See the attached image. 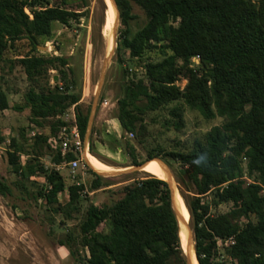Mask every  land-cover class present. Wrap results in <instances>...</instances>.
Here are the masks:
<instances>
[{
    "label": "trees",
    "instance_id": "1",
    "mask_svg": "<svg viewBox=\"0 0 264 264\" xmlns=\"http://www.w3.org/2000/svg\"><path fill=\"white\" fill-rule=\"evenodd\" d=\"M51 1L59 5H51ZM72 1L80 7L87 4V0H0V61L6 60L4 53L16 41L27 38L36 50L40 38H52L55 24L70 25L81 14L71 8ZM133 2L144 10L143 21L134 12ZM116 3L121 21L116 55L123 70L116 100L122 129L136 132L143 143L147 131L144 114L180 101L206 119L224 117L221 125L196 139L190 150L166 155L184 165L181 180L188 193L182 196L190 212L199 264H264V0ZM196 56L200 62L193 67ZM17 61L30 80L46 79L25 94L31 123L44 127L50 117L75 105L85 140L90 109L85 112L80 94L71 93L77 80L68 58L26 55ZM50 69L59 71L63 87L50 84ZM139 70L147 82L137 79ZM180 75L188 80L184 89L176 84ZM9 108L7 95L0 88V110ZM171 114L177 118L174 126L182 128V105L173 106ZM51 125L48 134L36 133L31 143L25 130L23 143L12 138L8 160L20 181L19 189L36 193L54 212L64 210L70 215L80 209L83 184L71 185L67 202L55 206L59 194L66 191L65 180L60 171L46 167L42 158L49 154L51 162L61 163L78 154L69 151L62 157L59 143L53 145L52 139L65 122L52 120ZM129 147L133 165H140L134 146ZM155 157L150 152L148 160ZM94 174L92 190L113 184ZM30 184L38 189H31ZM0 194H12L2 176ZM208 194L210 201L204 200ZM211 201L232 206L213 215ZM102 225L107 229L100 230ZM79 235L89 255H78L77 264H188L169 183L155 176L123 186V196L116 201L89 204L79 223ZM230 238L233 243L223 246L224 257L231 261L227 262L219 259L218 241ZM75 241L70 232L60 244L74 256Z\"/></svg>",
    "mask_w": 264,
    "mask_h": 264
},
{
    "label": "rangeland",
    "instance_id": "2",
    "mask_svg": "<svg viewBox=\"0 0 264 264\" xmlns=\"http://www.w3.org/2000/svg\"><path fill=\"white\" fill-rule=\"evenodd\" d=\"M104 2L106 9L102 0H87L84 7L77 6L79 2L72 1L71 8L77 9L81 14L72 20L70 25L55 24L52 38L50 40L40 38L36 50L32 48V44L27 38L16 41L14 47L8 48L4 53L6 60L0 61V88L6 93L10 104L9 109L0 110V176L12 189V194L7 196L0 194V264H77L78 255L88 256V250L80 244L79 223L89 204L93 202L102 206L120 199L123 196V186L136 180L151 176L166 179L160 174V176L155 175L158 174L156 170H133L132 168L137 165H133L129 145L134 146L136 157L141 164L148 160L150 152L156 154L155 159L166 163L174 184L176 205L182 202L184 205L182 206L188 211L186 227L187 224L192 227L190 212L182 196L184 192L188 193L181 180V170L184 165L180 159H173L166 153L190 150L196 139H203L208 131L216 125H221L225 118L217 116L213 119H206L197 110L191 109L180 101L172 102L165 107L144 114L147 131L142 136L143 143L139 142L140 139L136 132L122 129L117 119L119 107L116 100L120 92L123 74L116 55L121 21L119 18L115 34L113 32L115 21L111 22L108 15L109 3L107 0ZM132 4L134 12L140 16V21H143L146 18L144 10L134 2ZM51 5H59V3L51 1ZM26 13H30L27 8ZM30 18H32L31 13ZM26 55L46 57L58 55L68 58L70 66L74 69L73 76L77 80V86L71 93L80 94V105L85 112L88 108L90 109L91 126L79 153L85 167L80 165L73 170L66 166L59 170L63 174L67 191L71 185L76 183L83 184L84 187L81 192L80 209L71 212L70 215L64 210L54 212L52 206L47 205L45 200L36 193L29 194L19 189L20 181L8 160V150H11L12 138H16L21 143L25 141L22 136L23 130L31 143L36 133L48 134L50 132L52 120L61 119L65 125L59 128L56 139H52V144L58 145L64 128L71 132L75 126V120H77L76 106L71 105L61 114L50 117L44 127L31 123L30 110L26 108L25 94L32 87L39 88V84L45 83L46 79L42 77L38 81H34L27 77L23 67L17 61ZM109 55L111 56L106 67L101 92L96 106L93 107L97 90L102 81L105 60ZM199 62L200 60H195L193 67H197ZM48 77L52 86L58 83L63 87L59 71L50 69ZM137 79L147 82L142 70L138 71ZM187 83L188 80L184 76L177 77L176 84L181 89H184ZM60 90L62 91V88ZM176 104L183 107L184 125L180 129L174 126L173 122L177 118L171 114V109ZM46 152L52 151L46 150ZM87 155L102 160L109 165V169L115 168L113 171H120V174L104 176L108 182L119 184L118 187L95 193L93 196L89 195L92 190V182L96 178L94 174L96 172L90 166ZM26 157L25 154L22 156L23 162ZM50 159L51 156L48 154L42 158V161L46 167L54 169L50 167ZM150 161L146 164L151 165ZM243 167L244 169L246 167L245 161ZM160 168L169 173L163 164ZM38 178L39 182L43 181L42 178ZM245 178L249 182L252 181L247 176ZM30 188H37V185L30 184ZM191 188L192 191H195L193 186ZM67 199L68 195L65 192L60 193L59 203L55 206L62 207ZM211 199L210 194L204 197V200L210 201ZM231 206L230 203L216 204L212 202L211 213L215 215L226 212ZM106 229L104 225L100 227V230ZM70 232L74 233L76 237V241L73 243L74 256L70 254L67 247L60 244L61 240L67 239ZM184 236L185 233L182 229L183 249H185L183 239H186ZM225 245V242L218 245V252L221 254L219 259L221 260L226 259L223 255V246ZM191 246L195 250L194 240ZM226 261L231 262L228 258Z\"/></svg>",
    "mask_w": 264,
    "mask_h": 264
},
{
    "label": "bare ground",
    "instance_id": "3",
    "mask_svg": "<svg viewBox=\"0 0 264 264\" xmlns=\"http://www.w3.org/2000/svg\"><path fill=\"white\" fill-rule=\"evenodd\" d=\"M108 3H109V18H110V21L111 22H114L115 19H116V12H115V9L113 8L112 4H111V0H107ZM86 153V152H85ZM87 160L90 164L91 167H93L94 169H96L97 171L101 172V173H112V172H116V171H113L114 169H109V165H107L106 163H104L102 160L96 158L95 156H91V155H87ZM150 164H145V166L142 168V169H150V170H156V172L158 174H155V175H162L164 176V178H168L169 177V174L161 167V162L158 160V159H152L150 161ZM159 175V176H160ZM172 179V178H171ZM173 181V180H172ZM176 188V187H175ZM182 200V199H181ZM184 201V200H183ZM176 202H177V199H176ZM182 202H180L179 204H177V207L178 209L180 210L181 214L183 215V218H184V222L181 223V226H180V236H181V230L183 229L184 230V233H185V236H186V239L182 238L183 241H184V250L185 251H188V253L190 254L191 256V260L193 262V264H199L198 259H197V256H196V252L195 250L193 249V247L190 245L188 246V231H187V227H186V219H187V216H188V211L186 208H184L182 206ZM183 236V235H182ZM184 236V237H185Z\"/></svg>",
    "mask_w": 264,
    "mask_h": 264
},
{
    "label": "built area",
    "instance_id": "4",
    "mask_svg": "<svg viewBox=\"0 0 264 264\" xmlns=\"http://www.w3.org/2000/svg\"><path fill=\"white\" fill-rule=\"evenodd\" d=\"M194 60H200V57L196 56ZM59 146L62 157H65V155L69 151L77 153L78 157L70 161L65 160L61 163H54L49 160L50 167L58 171L66 166H69L73 170H75L80 165L85 167L82 158L79 157V153L82 150V146H84V140L78 127L77 120H75V126L72 128L71 132H68V130L64 128L62 136H60ZM223 242H225L226 245L229 243H233V238H230L226 241L219 239L218 241L219 244H222Z\"/></svg>",
    "mask_w": 264,
    "mask_h": 264
},
{
    "label": "water",
    "instance_id": "5",
    "mask_svg": "<svg viewBox=\"0 0 264 264\" xmlns=\"http://www.w3.org/2000/svg\"><path fill=\"white\" fill-rule=\"evenodd\" d=\"M111 2H112V5H113V7L115 8V11H116V19H115V23L113 24V32L116 34L117 24H118V20H119V18H120V12H119V9H118V6H117V3H116V0H111ZM110 56H111V55H109V56L106 58V60H105L104 69H103V73H102V81H101V83H100V85H99V88H98V90H97V94H96V98H95V102H94L93 107H95L96 104H97V100H98L99 95H100V92H101L102 84H103V81H104V78H105L106 67H107L108 62H109V60H110ZM56 79H57V76H56ZM90 126H91V119H89L88 130H89ZM150 160H152V159H149L148 161H146V162L143 163V164H140V165L134 166V168H132V169H133V170H135V169H142V168L145 166V164H146L147 162H149ZM159 161L161 162V164H163V166H165V168H166L167 171L169 172L166 163L163 162L162 160H159ZM92 169H93L94 172H96L97 174H99V175H103V176H109V175L120 174V171H116V172H112V173H101V172L97 171L96 169H94L93 167H92ZM168 174H169V177L167 178V180H166V179H164V180H166V181L169 183V186H170V189H171V193H172V204H173V207H174V209H175V212H176L177 218H178L179 223H180V226H181V223L184 222V218H183V215L181 214L180 210L178 209V207H177V205H176L175 189H174L173 181H172V179H171V173L169 172ZM187 231H188V246H190V245L192 244L193 240H194V231H193V229H192V227H191L190 224H187ZM184 251H185V250H184ZM185 255H186L187 263H188V264H192L191 256H190V254L188 253V251H185Z\"/></svg>",
    "mask_w": 264,
    "mask_h": 264
},
{
    "label": "crops",
    "instance_id": "6",
    "mask_svg": "<svg viewBox=\"0 0 264 264\" xmlns=\"http://www.w3.org/2000/svg\"><path fill=\"white\" fill-rule=\"evenodd\" d=\"M39 179V178H38ZM119 184L117 183H113L112 185L108 186V187H102L100 189H97V190H91L89 192V195L90 196H93L95 193H100V192H103V191H107L109 189H112V188H115V187H118ZM65 193L67 194V190L65 191ZM93 203V202H92Z\"/></svg>",
    "mask_w": 264,
    "mask_h": 264
}]
</instances>
